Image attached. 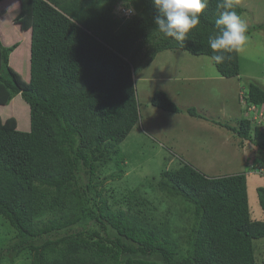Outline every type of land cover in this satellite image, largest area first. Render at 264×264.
<instances>
[{"label": "trees", "instance_id": "obj_1", "mask_svg": "<svg viewBox=\"0 0 264 264\" xmlns=\"http://www.w3.org/2000/svg\"><path fill=\"white\" fill-rule=\"evenodd\" d=\"M19 1L14 24L31 33L30 78L12 65L21 41L0 30V105L21 95L30 129L0 117V219L15 233L0 243V264H260L254 241L264 237V220L251 215L245 172L210 177L189 163L165 169L144 184L168 203L141 185L110 191L103 177L111 165V178L126 171L119 144L140 118L135 70L168 49L212 57L220 0H208L183 44L158 31L152 0ZM232 2L241 16L244 6ZM119 7L132 13L120 15ZM225 55L213 61L219 74L239 76V52ZM246 94L248 105L264 107V88L251 83ZM151 101L182 111L162 90ZM224 126L264 148V125L252 117ZM257 191L264 210V186Z\"/></svg>", "mask_w": 264, "mask_h": 264}, {"label": "rangeland", "instance_id": "obj_2", "mask_svg": "<svg viewBox=\"0 0 264 264\" xmlns=\"http://www.w3.org/2000/svg\"><path fill=\"white\" fill-rule=\"evenodd\" d=\"M236 1L244 6L240 17L251 28L239 51V76H221L210 56L194 55L183 49L163 50L148 65L135 68L140 118L129 136L119 144L122 156H126L124 177H110L117 171L113 165L103 173V177L108 176L105 184L110 191L120 192L125 187L141 185L152 199L168 203L170 199L166 195L144 184L146 180L155 181L165 169L189 163L210 177L245 172L251 215L264 220L257 191L258 186H264V148L243 140L224 126H238L241 118H251L247 106L255 104L248 105L245 96L248 87L256 83L264 88V27L259 28V25L264 26V0ZM19 13V0L0 2L1 32L6 39L21 41V49L14 54L12 65L29 80L27 52L31 33L14 24ZM157 90L167 92L183 107V112H171L153 105L152 96ZM190 107L195 108L199 116H191L187 111ZM258 109L252 113L257 115L263 110L255 120L264 125V109ZM29 115L30 108L21 95L13 98L9 105H0L2 120L16 117L20 130L30 129ZM14 235L0 219V243L5 246L12 243ZM254 243L258 262L264 264V237Z\"/></svg>", "mask_w": 264, "mask_h": 264}, {"label": "clouds", "instance_id": "obj_3", "mask_svg": "<svg viewBox=\"0 0 264 264\" xmlns=\"http://www.w3.org/2000/svg\"><path fill=\"white\" fill-rule=\"evenodd\" d=\"M152 2L160 13L154 18L158 31L181 44L187 39L188 33L200 24L201 14L208 7V0H152ZM217 9L218 18L215 24L219 31L209 36L208 44L213 50L211 59L219 64L227 58L226 53L239 52L244 46L247 41L248 25L233 10L232 0H220Z\"/></svg>", "mask_w": 264, "mask_h": 264}, {"label": "built area", "instance_id": "obj_4", "mask_svg": "<svg viewBox=\"0 0 264 264\" xmlns=\"http://www.w3.org/2000/svg\"><path fill=\"white\" fill-rule=\"evenodd\" d=\"M118 13L120 14V15H129V14H131L132 13V9H126V8H122V7H119L118 8ZM262 109H264V108H262ZM257 110H259L258 109V106H248V111H249V115L250 116H252V118L253 119H258V116L260 117V114H262V111L261 112H259V113H257V115H255V114H253L252 112H256ZM253 114V115H252ZM263 115H264V113H263Z\"/></svg>", "mask_w": 264, "mask_h": 264}, {"label": "crops", "instance_id": "obj_5", "mask_svg": "<svg viewBox=\"0 0 264 264\" xmlns=\"http://www.w3.org/2000/svg\"><path fill=\"white\" fill-rule=\"evenodd\" d=\"M188 107V106H187ZM187 107H185V108H187ZM181 108V107H180ZM183 108V107H182ZM181 108V109H182ZM186 110V109H185ZM181 112H183V109H182V111ZM181 112H178V113H181ZM187 112V111H186ZM189 113V112H188ZM190 114V113H189ZM191 115V114H190ZM192 116V115H191ZM251 154V153H250Z\"/></svg>", "mask_w": 264, "mask_h": 264}]
</instances>
